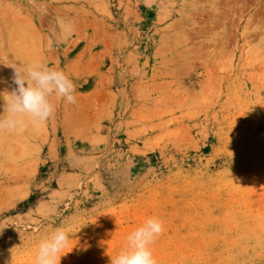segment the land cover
Returning <instances> with one entry per match:
<instances>
[{"label": "rangeland", "instance_id": "374dc122", "mask_svg": "<svg viewBox=\"0 0 264 264\" xmlns=\"http://www.w3.org/2000/svg\"><path fill=\"white\" fill-rule=\"evenodd\" d=\"M75 83L45 123L0 133V264H110L148 217L158 264H264V0H0L10 64Z\"/></svg>", "mask_w": 264, "mask_h": 264}, {"label": "clouds", "instance_id": "9594fccd", "mask_svg": "<svg viewBox=\"0 0 264 264\" xmlns=\"http://www.w3.org/2000/svg\"><path fill=\"white\" fill-rule=\"evenodd\" d=\"M15 87L0 114V133L21 132L28 123L39 126L55 112L53 98L65 104L77 102V88L73 80L61 69L34 60L26 65L10 64ZM163 221L148 217L126 237L125 244L110 264H158L152 245L163 233ZM69 233L57 227L48 238L39 242L34 264H60L63 250L68 246Z\"/></svg>", "mask_w": 264, "mask_h": 264}]
</instances>
